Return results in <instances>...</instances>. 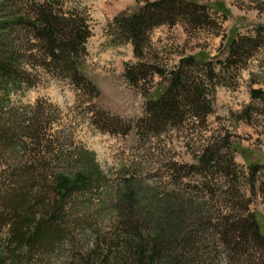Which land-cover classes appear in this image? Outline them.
I'll use <instances>...</instances> for the list:
<instances>
[{"label":"rangeland","instance_id":"obj_1","mask_svg":"<svg viewBox=\"0 0 264 264\" xmlns=\"http://www.w3.org/2000/svg\"><path fill=\"white\" fill-rule=\"evenodd\" d=\"M148 1L155 0H0L2 25L32 16L38 4L57 2L66 15L76 11L91 34L80 83L52 70L26 25L0 34V42L21 56L16 84L0 91L3 264H149L156 238L151 221L158 205L173 197L203 205L204 222L254 218L264 236V98L251 95L264 92V45L235 74L225 68L231 38L252 37L264 27V0H194L206 24L154 26L138 58L130 40L108 33L117 17ZM193 55L229 75L215 85L212 115L203 125L191 119L160 135L140 130L161 79L154 75L143 89L132 87L127 65L172 70ZM212 148L227 164L198 174L196 158ZM58 174L70 185L78 175L90 183L63 199ZM39 227L40 238L28 240ZM201 238L200 255L190 257L196 264H264L263 242L244 250L228 248L225 234Z\"/></svg>","mask_w":264,"mask_h":264},{"label":"trees","instance_id":"obj_2","mask_svg":"<svg viewBox=\"0 0 264 264\" xmlns=\"http://www.w3.org/2000/svg\"><path fill=\"white\" fill-rule=\"evenodd\" d=\"M75 12L69 11L66 15L63 5L57 2L38 4L32 16L14 17L6 25L0 23V34L5 35L13 25H26L31 30L33 39L42 44L43 56L50 61L52 70L70 76L74 83H80L81 80L85 81L80 71L83 69L82 57H86V43L91 34L87 24ZM183 20L199 26L206 24L207 17L194 0L148 1L138 12L117 17L114 20V31L110 29L108 36L113 40H130L135 56L141 58L144 56L142 46L147 43V34L154 26ZM262 45L264 27H260L252 37L231 38L225 66L227 72L232 70L235 74ZM16 64H21V56L9 48L8 44L0 42V91H9L10 86L16 84ZM224 70L217 73L212 63L194 55L182 59L172 70L144 63L127 65L125 77L132 87L143 89L154 75L161 79L156 85L161 88V92L147 100L146 115L139 121L138 128L160 135L169 129L184 127L191 119L205 124L213 113L215 85H224L229 79ZM155 87L151 85V89L143 90L145 97ZM263 93L259 89L253 90L251 95L254 99H261L264 98ZM262 105L264 107V101ZM219 153L212 148L198 156L197 164L194 165L197 166L196 172L204 175L214 173L218 171L220 164H227L219 161V157H222ZM250 168L256 169L258 165H250ZM54 181L58 187L57 192L63 199L77 190L87 188L90 183L83 175H78L71 185L64 174L56 175ZM132 200L131 205L136 202L135 198ZM168 200L167 203H161V207L158 205L154 219H150L156 226V238L151 246L149 264H196L190 257L195 253L200 255L198 245L204 240L201 235L206 236L213 231L227 236L228 248L239 247L245 250L251 244H264V236L254 218L247 222L240 218L232 221L221 216L219 223L213 224L212 217L204 222L205 207L196 205L193 198L181 200L173 197ZM193 228L196 230L192 232ZM223 229L225 231L221 232ZM39 230L40 227L28 240L40 238ZM140 252L146 255L147 245L141 247ZM0 264H3L1 257Z\"/></svg>","mask_w":264,"mask_h":264}]
</instances>
